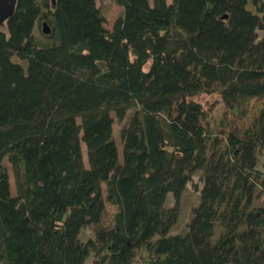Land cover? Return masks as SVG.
<instances>
[{"label":"trees","instance_id":"trees-1","mask_svg":"<svg viewBox=\"0 0 264 264\" xmlns=\"http://www.w3.org/2000/svg\"><path fill=\"white\" fill-rule=\"evenodd\" d=\"M114 1L111 30L97 0L0 28V264H264V0Z\"/></svg>","mask_w":264,"mask_h":264},{"label":"rangeland","instance_id":"rangeland-1","mask_svg":"<svg viewBox=\"0 0 264 264\" xmlns=\"http://www.w3.org/2000/svg\"><path fill=\"white\" fill-rule=\"evenodd\" d=\"M151 1V0H150ZM168 3H171L172 0H167ZM97 5L100 8V11L102 13V16L104 17V27L108 30H111L116 19L122 14V7L117 4L114 0H97ZM4 27V23L0 24V28ZM42 26H37L35 28V35L44 38L43 32H42ZM213 101L212 97L205 96V99L202 100L207 106ZM131 113V110L128 112V115L125 117L124 120H119L114 113H112V116L114 118L113 123V136L114 140L116 142L118 152H119V159L122 160V141L120 138V130L123 127V125L127 122L129 115ZM264 156V155H263ZM261 156V159L263 158ZM5 164L7 165L9 175H10V184H11V191L13 194H15V185H14V178H13V172L10 163L7 160H4ZM261 167V162L259 164ZM202 171H196L193 176L192 180L188 183L186 189L181 194L179 200H178V209H179V216L174 224L171 233H183L187 229V224L191 218L192 210L193 208L199 203L200 200V189L203 186L202 181ZM102 189L104 192V195L106 193V185L102 184ZM167 204L168 206H173L175 204V198L171 193L168 194ZM256 205L264 206V196L263 194L260 195V197L255 201ZM108 208L111 211H114V207L107 203ZM219 233V227L216 230V234ZM91 236V231L89 228H85L81 232V238L85 239ZM84 264H91L90 258H88ZM142 264V263H138Z\"/></svg>","mask_w":264,"mask_h":264},{"label":"water","instance_id":"water-1","mask_svg":"<svg viewBox=\"0 0 264 264\" xmlns=\"http://www.w3.org/2000/svg\"><path fill=\"white\" fill-rule=\"evenodd\" d=\"M53 3L55 0H51ZM16 9V0H0V24L4 23L8 18H10ZM43 31L48 34L50 28L47 26L46 22L42 25Z\"/></svg>","mask_w":264,"mask_h":264}]
</instances>
